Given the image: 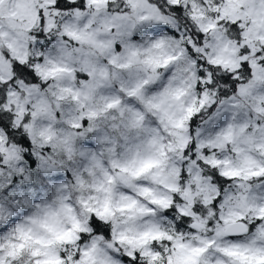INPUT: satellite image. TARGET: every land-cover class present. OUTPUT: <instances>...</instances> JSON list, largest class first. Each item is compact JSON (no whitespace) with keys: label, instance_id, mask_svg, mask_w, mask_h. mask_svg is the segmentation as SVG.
Segmentation results:
<instances>
[{"label":"snow or ice","instance_id":"obj_1","mask_svg":"<svg viewBox=\"0 0 264 264\" xmlns=\"http://www.w3.org/2000/svg\"><path fill=\"white\" fill-rule=\"evenodd\" d=\"M0 264H264V0H0Z\"/></svg>","mask_w":264,"mask_h":264}]
</instances>
